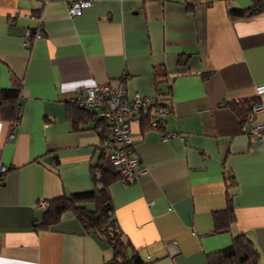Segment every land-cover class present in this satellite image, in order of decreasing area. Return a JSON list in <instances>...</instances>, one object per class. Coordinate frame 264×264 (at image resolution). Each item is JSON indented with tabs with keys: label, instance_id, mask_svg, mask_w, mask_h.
Wrapping results in <instances>:
<instances>
[{
	"label": "crops",
	"instance_id": "1",
	"mask_svg": "<svg viewBox=\"0 0 264 264\" xmlns=\"http://www.w3.org/2000/svg\"><path fill=\"white\" fill-rule=\"evenodd\" d=\"M74 1L84 0H0V94L17 91L19 103L13 137L0 104V264H118L70 211L39 225L40 202L100 188L119 147L71 99L84 87L121 83L128 96L168 109L159 131L131 124L141 172L108 186L128 254L144 264H207L245 235L264 264V145L251 131L263 116L250 119L264 102L256 92L264 0H85L91 6L71 18ZM255 2L260 13L229 16ZM36 28L23 48L24 31ZM236 103L251 105L243 123ZM228 199L233 222L216 231L214 213Z\"/></svg>",
	"mask_w": 264,
	"mask_h": 264
},
{
	"label": "trees",
	"instance_id": "2",
	"mask_svg": "<svg viewBox=\"0 0 264 264\" xmlns=\"http://www.w3.org/2000/svg\"><path fill=\"white\" fill-rule=\"evenodd\" d=\"M261 5L259 2H255L248 9H232L229 11V16L231 18H245L256 15L261 12ZM0 104L3 113L6 111V114L10 115V121L19 120V115H17V109L19 107L17 91L2 90ZM157 104L161 106L163 103L158 99ZM238 105V103L231 104V107L243 123L246 120L247 112L251 109V105L248 103L242 104V107ZM73 109L92 119L101 129V136L109 138L104 122L98 120L89 112L81 111V109L74 106ZM150 116V113L142 116L140 119L141 124H149ZM110 167V169L102 167V171L99 173L100 178L98 179L101 187L97 190L77 193L70 197H60L48 201L42 222L39 226L48 227L55 225L58 223L62 213L70 211L86 232H92L108 243L113 250L114 258L118 264H144L136 251L128 254V251H131V245L122 239L121 232L113 217L112 208L109 204L108 186L112 181L121 179V176L113 169L111 164ZM89 202L94 204L92 210L87 209L84 205ZM232 222L233 210L230 199H228L226 209L214 213L216 231H227ZM207 264H258V254L247 237L245 235H239L233 239L232 244L228 248L208 255Z\"/></svg>",
	"mask_w": 264,
	"mask_h": 264
},
{
	"label": "built area",
	"instance_id": "3",
	"mask_svg": "<svg viewBox=\"0 0 264 264\" xmlns=\"http://www.w3.org/2000/svg\"><path fill=\"white\" fill-rule=\"evenodd\" d=\"M90 1H74L67 5V13L71 18L78 17L83 10L90 7ZM37 28L26 29L22 36V46L30 49L33 44V38L38 33ZM257 95L264 94V85L256 88ZM158 100V99H157ZM149 98H144L138 93L128 96L124 83L112 86L110 84L92 85L82 88L71 99V102L86 112L93 114L98 120L105 123L108 136L119 144V147L112 150L108 159L113 169L121 176L124 185L134 181L137 174L141 172L139 161L134 156L131 137V124L138 122L143 114L150 113V129L161 130L164 125L163 117L168 113V109L157 104ZM254 115L261 114L262 121L256 122L252 127V134L262 145H264V102L254 104L252 107ZM17 115L19 112L17 111ZM18 120L10 122V137H13V128L17 125ZM163 136V132H160ZM6 168L0 167V177L4 174ZM41 207H46L47 202H40ZM170 254L176 252L175 247L170 248Z\"/></svg>",
	"mask_w": 264,
	"mask_h": 264
}]
</instances>
